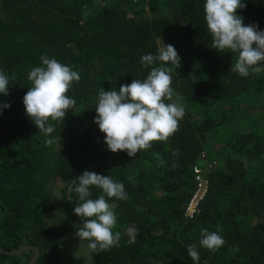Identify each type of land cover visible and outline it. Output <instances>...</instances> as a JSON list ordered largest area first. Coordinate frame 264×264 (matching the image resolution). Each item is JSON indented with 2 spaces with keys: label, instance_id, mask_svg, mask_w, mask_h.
I'll list each match as a JSON object with an SVG mask.
<instances>
[{
  "label": "trees",
  "instance_id": "1",
  "mask_svg": "<svg viewBox=\"0 0 264 264\" xmlns=\"http://www.w3.org/2000/svg\"><path fill=\"white\" fill-rule=\"evenodd\" d=\"M237 14L264 30V0H245ZM204 0H0V70L14 74L0 101V248L41 252L36 264H264V71H233L237 53L212 48ZM173 45L180 64H167L171 101L184 109L179 129L135 158L108 150L93 122L97 93L119 89L150 72L144 54ZM227 51V50H226ZM79 72L67 93L76 100L46 136L25 114L28 74L41 56ZM158 66V65H157ZM55 137L52 144L47 140ZM209 192L194 218L186 211L196 192L194 170ZM122 182L115 200L119 243L90 253L80 247L69 191L84 171ZM92 189V198L99 195ZM137 229L129 244L128 227ZM225 243L199 245L202 230ZM35 252L0 253V264H29Z\"/></svg>",
  "mask_w": 264,
  "mask_h": 264
},
{
  "label": "clouds",
  "instance_id": "2",
  "mask_svg": "<svg viewBox=\"0 0 264 264\" xmlns=\"http://www.w3.org/2000/svg\"><path fill=\"white\" fill-rule=\"evenodd\" d=\"M246 6L245 0H204L203 10L207 29L212 37V48L220 53H237L233 71L242 77L264 71V30L255 24H244V18L237 14ZM227 50V51H226ZM41 66L32 68L28 80L32 86L23 97L25 114L38 130L50 136L55 131L52 122L64 121L68 110L76 100L67 93L74 82L80 79L79 72L70 66L41 56ZM141 64L150 68L143 80L134 79L130 84H122L119 89H101L97 93L96 116L93 122L105 134L104 142L108 150L115 153L124 151L129 157L150 149L155 141H166L179 129L184 109L171 101L174 89L172 76L166 70L167 64H180V57L173 45L164 43L156 54L148 53L141 57ZM158 65V66H157ZM14 74L9 76L0 70V95L7 96ZM9 103L0 101V112L10 108ZM56 140H47L52 144ZM92 189L99 195L92 198ZM70 192H75L80 203L74 214L80 218L81 227L76 236L80 247L90 253H100L115 247L120 241V233L114 232L117 225L115 200L127 199L122 182L110 175L84 171L79 175ZM129 244L136 242L137 229L128 227ZM199 245L211 251L218 250L224 239L216 232L202 230ZM193 264H199L200 255L195 244L187 248Z\"/></svg>",
  "mask_w": 264,
  "mask_h": 264
},
{
  "label": "built area",
  "instance_id": "3",
  "mask_svg": "<svg viewBox=\"0 0 264 264\" xmlns=\"http://www.w3.org/2000/svg\"><path fill=\"white\" fill-rule=\"evenodd\" d=\"M137 1L138 0H135V2ZM194 174L196 176L197 189L186 211V217L191 219L197 215L200 205L206 199V196L209 192V182L207 181V176L203 170L199 167H196Z\"/></svg>",
  "mask_w": 264,
  "mask_h": 264
},
{
  "label": "water",
  "instance_id": "4",
  "mask_svg": "<svg viewBox=\"0 0 264 264\" xmlns=\"http://www.w3.org/2000/svg\"><path fill=\"white\" fill-rule=\"evenodd\" d=\"M31 251L35 252V256L30 261L29 264H36L38 262V260L40 259V256H41V252L38 248H34V247L30 246V247H25V248L14 250V251H6V250H3L0 248V253L6 255L8 257H17V256L23 255V254H25L27 252H31Z\"/></svg>",
  "mask_w": 264,
  "mask_h": 264
}]
</instances>
